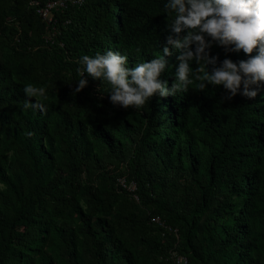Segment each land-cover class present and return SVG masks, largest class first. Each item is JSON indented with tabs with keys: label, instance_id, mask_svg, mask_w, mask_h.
I'll list each match as a JSON object with an SVG mask.
<instances>
[{
	"label": "trees",
	"instance_id": "trees-1",
	"mask_svg": "<svg viewBox=\"0 0 264 264\" xmlns=\"http://www.w3.org/2000/svg\"><path fill=\"white\" fill-rule=\"evenodd\" d=\"M47 1L0 0V264H173L172 251L264 264V82L254 99L193 84L124 109L85 74L74 94L80 57L150 62L172 17L167 0H65L48 24ZM26 84L44 89L43 110L23 107Z\"/></svg>",
	"mask_w": 264,
	"mask_h": 264
},
{
	"label": "clouds",
	"instance_id": "clouds-1",
	"mask_svg": "<svg viewBox=\"0 0 264 264\" xmlns=\"http://www.w3.org/2000/svg\"><path fill=\"white\" fill-rule=\"evenodd\" d=\"M164 8L172 17L167 27L175 38L167 37L163 55L134 67H129L128 57L119 52L84 55L78 60L80 78L74 94L84 89L87 77H91L107 81L112 86L111 104L124 109L140 108L155 95L167 97L187 92L193 84L199 91L209 85H222L229 100L237 95L242 84L241 95L250 99L258 95V90L251 86L258 89L260 82H264V0H167ZM184 31L187 34L181 36ZM213 45L224 48L226 53L242 50L249 58L238 62L225 58L220 62L218 54L211 55ZM173 50L179 53L178 66L169 88L162 74L169 65L166 57L172 56ZM254 50L256 54L252 55ZM193 61L195 68L190 66ZM23 92L28 98L25 109H44L41 102H32L33 97L44 95L43 88L26 84Z\"/></svg>",
	"mask_w": 264,
	"mask_h": 264
},
{
	"label": "built area",
	"instance_id": "built-area-1",
	"mask_svg": "<svg viewBox=\"0 0 264 264\" xmlns=\"http://www.w3.org/2000/svg\"><path fill=\"white\" fill-rule=\"evenodd\" d=\"M35 3L38 4V2ZM65 6V0H50L47 1L44 5L39 6L37 8V12L45 22H47L48 24H53L56 21L55 12ZM121 183L125 185V181H122ZM157 221H159V219H157ZM175 259L178 264H188L187 258L182 255L176 254Z\"/></svg>",
	"mask_w": 264,
	"mask_h": 264
},
{
	"label": "rangeland",
	"instance_id": "rangeland-1",
	"mask_svg": "<svg viewBox=\"0 0 264 264\" xmlns=\"http://www.w3.org/2000/svg\"><path fill=\"white\" fill-rule=\"evenodd\" d=\"M120 181L122 182V181H124V179H120ZM131 187L133 188V185H131ZM158 219V218H157ZM156 219V220H157ZM177 254V252L176 251H172V254H171V257H172V262H173V264H178L177 262H176V259H175V255Z\"/></svg>",
	"mask_w": 264,
	"mask_h": 264
}]
</instances>
